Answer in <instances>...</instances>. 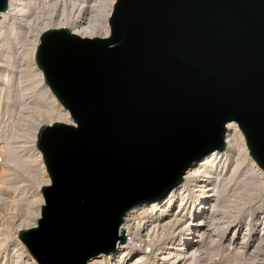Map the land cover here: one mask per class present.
I'll list each match as a JSON object with an SVG mask.
<instances>
[{"label":"water","instance_id":"water-1","mask_svg":"<svg viewBox=\"0 0 264 264\" xmlns=\"http://www.w3.org/2000/svg\"><path fill=\"white\" fill-rule=\"evenodd\" d=\"M108 21V37L61 26L37 44L76 125L37 133L51 182L37 225L17 234L36 264H86L124 244L126 210L222 149L227 120L264 171V0H116Z\"/></svg>","mask_w":264,"mask_h":264},{"label":"bare ground","instance_id":"bare-ground-1","mask_svg":"<svg viewBox=\"0 0 264 264\" xmlns=\"http://www.w3.org/2000/svg\"><path fill=\"white\" fill-rule=\"evenodd\" d=\"M61 1L63 0H7L6 9L0 11V41L14 34L15 20L32 25L29 28H37L39 25L45 27L47 22L56 21L55 29L66 26L70 33L77 34L80 38H92L94 35L103 38L110 35L108 18L116 0H106L99 8L95 6L92 10L94 14L89 15L86 21L78 14L81 6L77 7L75 16L71 12L65 15L63 10L54 15L53 11ZM75 1L80 0L73 2ZM48 6L50 11L41 18L37 14L38 10ZM45 30L47 29L34 32L28 49L29 59L36 69L37 83L41 85V95L32 98V103L39 116L47 118L45 123L37 126V133L42 125L52 126L54 122L76 125L69 109L45 83L43 72L35 60L37 44ZM1 72L2 70L0 74ZM224 127L225 145L222 149L212 148L192 161L185 167L181 182L171 187L162 197L126 210L117 228V236H120V229H124V244L118 245L120 239H117L113 250L89 257L86 264H255V260L258 261L257 264H264L263 254L262 258H258L264 242V212L256 216V224L252 227L249 228V221L245 220L246 223L241 228L238 225L245 208L225 204V185L244 165L246 171L242 174L250 173V181L244 182L245 187L250 186L247 193L254 198L258 196V199L260 195L264 196V171L249 154L244 134L237 122L227 120ZM36 132L35 155L41 174L45 177L42 184L45 186L50 184L51 179L43 155L36 146ZM36 195L23 218L25 224L20 225L18 231L37 225V219L41 217V204L44 205L45 200L41 191ZM244 195L242 196L245 197ZM247 199V202L252 201V198ZM14 240L17 246L15 251L23 258V263L20 264H36L17 236Z\"/></svg>","mask_w":264,"mask_h":264},{"label":"rangeland","instance_id":"rangeland-1","mask_svg":"<svg viewBox=\"0 0 264 264\" xmlns=\"http://www.w3.org/2000/svg\"><path fill=\"white\" fill-rule=\"evenodd\" d=\"M73 1H61L56 5L53 14L63 10L65 15L70 12L71 15H76L77 7L81 6L78 14L86 21L89 15L94 14L93 8L101 7L106 0ZM48 11L49 6L38 10L37 14L42 18ZM55 23L56 21H51L45 27L39 25L37 28H29L32 25L15 20L14 34L0 41V264L23 263V258L15 251L17 246L14 237L17 236L20 225L25 224L23 218L31 206L30 202L36 199V194L44 183L45 177L41 174L39 162L36 160L34 139L37 126L45 123L47 118L44 115L40 117L32 103V98L41 95V85L37 83L36 69L29 59L28 49L34 32L54 28ZM66 25L70 27L69 24ZM241 171L225 185V204L244 207L245 211L240 216L238 226L243 228L246 221H249L250 228L256 224V216L264 212V196L260 195L258 199V196L254 198L247 193L250 186L245 187L244 182L250 181V173L242 174L246 171L245 165ZM248 197L252 198L251 202H247ZM263 249L264 242L258 258H262V254L264 257ZM254 263L257 264L258 261L255 260Z\"/></svg>","mask_w":264,"mask_h":264}]
</instances>
